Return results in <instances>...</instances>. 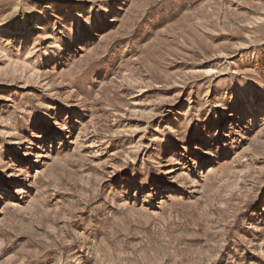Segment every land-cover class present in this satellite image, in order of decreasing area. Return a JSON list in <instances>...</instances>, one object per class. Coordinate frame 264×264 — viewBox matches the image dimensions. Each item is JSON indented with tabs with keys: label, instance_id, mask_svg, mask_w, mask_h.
I'll return each instance as SVG.
<instances>
[{
	"label": "rangeland",
	"instance_id": "374dc122",
	"mask_svg": "<svg viewBox=\"0 0 264 264\" xmlns=\"http://www.w3.org/2000/svg\"><path fill=\"white\" fill-rule=\"evenodd\" d=\"M0 264H264V0H0Z\"/></svg>",
	"mask_w": 264,
	"mask_h": 264
},
{
	"label": "bare ground",
	"instance_id": "6f19581e",
	"mask_svg": "<svg viewBox=\"0 0 264 264\" xmlns=\"http://www.w3.org/2000/svg\"><path fill=\"white\" fill-rule=\"evenodd\" d=\"M1 200V199H0Z\"/></svg>",
	"mask_w": 264,
	"mask_h": 264
}]
</instances>
